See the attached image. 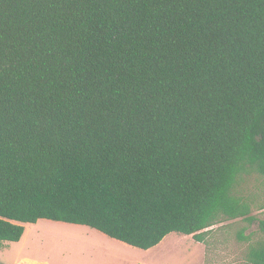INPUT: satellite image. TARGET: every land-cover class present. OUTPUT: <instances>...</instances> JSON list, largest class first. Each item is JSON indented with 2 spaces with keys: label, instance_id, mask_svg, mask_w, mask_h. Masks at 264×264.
<instances>
[{
  "label": "trees",
  "instance_id": "obj_1",
  "mask_svg": "<svg viewBox=\"0 0 264 264\" xmlns=\"http://www.w3.org/2000/svg\"><path fill=\"white\" fill-rule=\"evenodd\" d=\"M252 176L264 0H0V241L49 219L148 249L240 218L264 264Z\"/></svg>",
  "mask_w": 264,
  "mask_h": 264
},
{
  "label": "rangeland",
  "instance_id": "obj_2",
  "mask_svg": "<svg viewBox=\"0 0 264 264\" xmlns=\"http://www.w3.org/2000/svg\"><path fill=\"white\" fill-rule=\"evenodd\" d=\"M247 185L264 204V180L252 176ZM252 214L262 217L263 210ZM23 226L19 241H0V264H249L251 241L239 233L258 236L257 222L236 218L213 225L202 242L170 232L156 246L140 249L86 225L38 219Z\"/></svg>",
  "mask_w": 264,
  "mask_h": 264
},
{
  "label": "crops",
  "instance_id": "obj_3",
  "mask_svg": "<svg viewBox=\"0 0 264 264\" xmlns=\"http://www.w3.org/2000/svg\"><path fill=\"white\" fill-rule=\"evenodd\" d=\"M34 264H42V263H38V262H37V263H34Z\"/></svg>",
  "mask_w": 264,
  "mask_h": 264
}]
</instances>
